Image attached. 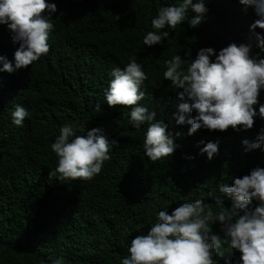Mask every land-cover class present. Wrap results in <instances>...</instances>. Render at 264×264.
<instances>
[{
	"label": "trees",
	"instance_id": "1",
	"mask_svg": "<svg viewBox=\"0 0 264 264\" xmlns=\"http://www.w3.org/2000/svg\"><path fill=\"white\" fill-rule=\"evenodd\" d=\"M47 2L57 5L48 53L12 73L0 71V264H46L49 257H63L65 264H120L131 239L146 233L159 211L170 213L195 199L215 207L209 192L220 195L219 184L231 186L230 177L264 167V151H245L242 144L255 140L264 119L256 117L245 131L201 128L187 135L189 125L175 124L172 115L182 89L174 90L163 77L164 61L175 54L185 58L186 51L194 58L200 48L218 52L234 41L250 42L259 52L251 8L243 11L238 0H205L208 12L199 24L191 26L195 13L189 11L182 25L166 29L169 42L149 47L143 36L153 30L152 17L178 0ZM17 47L0 25V56L13 60ZM131 57L148 74L139 103L173 134L181 133L174 153L155 162L144 155L147 125L138 131L129 123L132 106L104 101L109 73L123 69ZM258 99L264 103V90ZM97 102L99 110L93 107ZM17 104L30 112L19 127L11 122ZM65 124L79 125L78 135L102 128L109 141H117L92 180L49 175L58 163L51 144ZM200 141L219 142L211 160L200 153ZM224 203L230 206L231 198ZM213 229L219 232V224ZM222 250L230 261L240 256L227 246ZM214 259L224 264V257Z\"/></svg>",
	"mask_w": 264,
	"mask_h": 264
},
{
	"label": "clouds",
	"instance_id": "2",
	"mask_svg": "<svg viewBox=\"0 0 264 264\" xmlns=\"http://www.w3.org/2000/svg\"><path fill=\"white\" fill-rule=\"evenodd\" d=\"M243 11L249 8L256 19L250 25L259 52H253L250 42H230L217 52L212 47L200 48L195 57L190 51L185 58L172 55L164 61V79L171 82L179 102L173 112L175 124L189 125L187 135L204 128L209 131H234L251 129L254 119H264V103L259 96L264 90V0H238ZM45 10L46 13L45 14ZM57 11L55 3L47 0H0V25L10 31L12 43L18 44L13 60L0 56V71L12 73L31 65L50 48V33L54 29L52 13ZM195 15L189 23L196 26L208 9L205 0H178L158 8L151 19L152 31L143 36L145 46L169 42L170 31L187 19L188 12ZM111 79L104 92L108 106H132L129 123L138 131H144V155L155 162L171 156L178 145L180 132L173 134L164 120L155 119L156 113L140 104L145 97L142 89L148 74L135 57L129 58L123 69L115 67L109 73ZM100 102L94 104L99 110ZM258 106V107H257ZM194 113V114H193ZM11 122L22 126L30 112L17 104L11 113ZM79 125L65 124L51 144L58 158L52 177L60 179L92 180L98 175L110 157V150L117 141L106 137L102 128H92L78 135ZM200 153L211 160L218 153V141H200ZM245 151H264V128L255 140L243 139ZM219 184L218 192L208 196L215 207L202 199L185 201L173 208L158 212L157 218L146 233L131 239L120 264H217L216 258L224 257V264H264V167H254L242 177H230ZM231 198L225 206L224 199ZM250 205H254L251 206ZM219 224V232L213 225ZM227 246L240 253L238 259L228 260L222 250ZM46 264H65L63 257H49Z\"/></svg>",
	"mask_w": 264,
	"mask_h": 264
}]
</instances>
